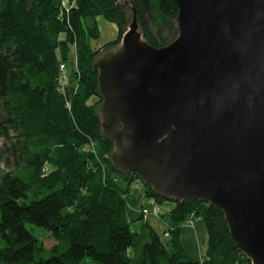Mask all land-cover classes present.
I'll return each instance as SVG.
<instances>
[{
  "label": "trees",
  "instance_id": "16d2710c",
  "mask_svg": "<svg viewBox=\"0 0 264 264\" xmlns=\"http://www.w3.org/2000/svg\"><path fill=\"white\" fill-rule=\"evenodd\" d=\"M131 3L149 44L177 37L174 0H0V264H85L86 257L98 264H250L223 212L204 200L174 201L165 241L146 220L132 229L124 194L137 175L111 163L93 67L119 43ZM98 17L115 26L114 36L103 40ZM62 61L72 67L73 85L62 86ZM144 188L147 198L166 200ZM188 217L206 227L201 260L188 259L180 239ZM32 225L54 244L46 248Z\"/></svg>",
  "mask_w": 264,
  "mask_h": 264
},
{
  "label": "water",
  "instance_id": "95a60500",
  "mask_svg": "<svg viewBox=\"0 0 264 264\" xmlns=\"http://www.w3.org/2000/svg\"><path fill=\"white\" fill-rule=\"evenodd\" d=\"M177 37L154 47L132 21L94 60L110 160L153 192L220 209L264 264V0H174Z\"/></svg>",
  "mask_w": 264,
  "mask_h": 264
},
{
  "label": "crops",
  "instance_id": "0c3cea01",
  "mask_svg": "<svg viewBox=\"0 0 264 264\" xmlns=\"http://www.w3.org/2000/svg\"><path fill=\"white\" fill-rule=\"evenodd\" d=\"M140 185L133 190L131 189L129 194L126 195L127 205L130 209L129 213L135 222L138 221L135 224H141V222L146 220L158 233H161L165 229L161 217L167 216V212L172 208L173 202L162 203V213L159 216L153 213L143 214V208L148 206L151 208V205L148 204L149 198L145 194V188ZM207 237L206 227L201 219H196L192 226L185 225L182 227L180 239L188 259H200V257L205 255ZM164 239L165 237H163Z\"/></svg>",
  "mask_w": 264,
  "mask_h": 264
},
{
  "label": "rangeland",
  "instance_id": "374dc122",
  "mask_svg": "<svg viewBox=\"0 0 264 264\" xmlns=\"http://www.w3.org/2000/svg\"><path fill=\"white\" fill-rule=\"evenodd\" d=\"M98 19V26L100 27L101 31H102V38L103 40H107L109 39L110 37L114 36V30L116 29L115 26L113 24H109V23H106L105 21H103L102 19H100V17L97 18ZM131 23V22H130ZM72 59H75V53H71L70 54ZM61 64L63 65V61L62 63L59 64L60 67H58L60 69V73L63 74L65 77L67 76L71 81H73V83H75V80L73 79L72 77V67L71 66H61ZM67 65V64H66ZM61 67H64L63 69ZM102 102V101H101ZM67 105H69V102H66ZM3 137H0V144L2 145L3 144ZM4 165V164H2ZM45 166V165H44ZM140 185V182L138 179H134L132 181L131 184H129V187H130V190L136 187H138ZM130 191L126 192L124 194V198L126 200V203H127V199H126V195L129 194ZM154 199V198H153ZM155 200V199H154ZM152 201L151 203L148 202L149 205H151V208H148V207H145V209L147 211H149L150 209V212L149 213H153L154 214V211L156 210V212L158 213H162V203L164 202H173L174 204V201L173 200H169V199H166V200H163L162 202L160 203H157L155 201ZM151 201V200H150ZM129 207H128V213H129ZM143 214H148V213H143ZM165 216H162V221L164 222V231H162L161 233L156 232L160 235V237L163 239V237H165V239L167 240L166 237H168L166 234V232L169 233V225L167 224V221H165L164 219ZM129 218H132L130 213H129ZM133 219V218H132ZM196 219H199V218H194V217H188L187 219H185L182 224H181V230H182V227L185 226V225H188V226H192L195 222ZM145 220V219H144ZM138 222V221H136ZM136 222L132 223V229L134 230H137L139 227H140V223L138 224H135ZM33 228V232L37 235V237L43 242V244L45 245L46 248L50 247L52 244H54V240L52 238V236L50 235V233L48 231H46L45 229L39 227V226H36V225H32L31 226ZM30 227V228H31ZM170 235V234H169ZM164 239V240H165ZM202 258L200 257V260ZM85 264H98L95 260H93L92 258L90 257H86V261H85Z\"/></svg>",
  "mask_w": 264,
  "mask_h": 264
},
{
  "label": "bare ground",
  "instance_id": "6f19581e",
  "mask_svg": "<svg viewBox=\"0 0 264 264\" xmlns=\"http://www.w3.org/2000/svg\"><path fill=\"white\" fill-rule=\"evenodd\" d=\"M132 5H133V3H132ZM133 7H135L134 5H133ZM135 10H136V8H135ZM132 12V11H131ZM136 20H137V16H136ZM129 31V27L128 26H126V28L124 29V31H123V33H126V32H128ZM140 31L142 32V34H143V31L140 29ZM143 37H144V34H143ZM144 39H145V37H144ZM146 40V39H145ZM147 41V40H146ZM148 42V41H147ZM151 45V44H150ZM111 46H114V45H111ZM110 46V47H111ZM153 46V45H152ZM110 47H108V48H110ZM108 48H105V49H103L97 56H100L101 55V53L103 52V51H105V50H107ZM96 56V57H97ZM96 59V58H95ZM65 62V61H64ZM62 65V64H61ZM64 65V64H63ZM60 67V66H59ZM64 67H65V65H64ZM64 67H61L62 69L64 68ZM60 79H61V82H62V86H65V85H73L74 83H73V81H71L67 76L65 77L63 74H61V76L59 77ZM99 108H100V106L97 108V115H98V117H99ZM99 120H100V123H101V119H100V117H99ZM100 128H101V126H100ZM111 140V139H110ZM112 141V140H111ZM112 143H113V141H112ZM114 147V146H113ZM45 170L44 171H46L47 169L46 168H44ZM129 174H134V175H137L136 173H134V172H129ZM134 179H138L139 180V182H140V186H143L144 187V185H146L145 183H143V181L141 180V178L137 175V176H135L131 181H130V184L132 183V181L134 180ZM132 190H133V187H132ZM155 202H157V203H160V202H158L157 200H155ZM148 208H150V206H148ZM145 208H143V210H144ZM142 210V212L143 213H149L150 212V209H149V211H147V212H144ZM154 214L155 215H160V213H158V212H156V211H154ZM161 220H162V217H161Z\"/></svg>",
  "mask_w": 264,
  "mask_h": 264
},
{
  "label": "built area",
  "instance_id": "2783aa9c",
  "mask_svg": "<svg viewBox=\"0 0 264 264\" xmlns=\"http://www.w3.org/2000/svg\"><path fill=\"white\" fill-rule=\"evenodd\" d=\"M61 66H63V65H61ZM150 200H151V201H150ZM153 200H154L153 198H149V199H148V202L151 203ZM154 201H155V200H154ZM143 211H144V212H147L146 209H144ZM155 211H156V210H155ZM158 212H159V211H158ZM166 234H168L167 236L169 237V233L166 232ZM168 237H166V238H168Z\"/></svg>",
  "mask_w": 264,
  "mask_h": 264
}]
</instances>
